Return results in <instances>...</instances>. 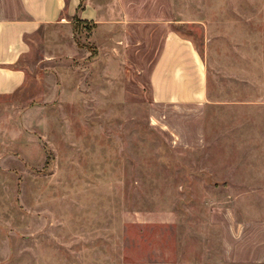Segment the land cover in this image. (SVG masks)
<instances>
[{"label":"rangeland","instance_id":"1","mask_svg":"<svg viewBox=\"0 0 264 264\" xmlns=\"http://www.w3.org/2000/svg\"><path fill=\"white\" fill-rule=\"evenodd\" d=\"M7 1L0 18L23 16ZM90 2L95 19L24 34L25 80L0 94V264H259L233 259L264 239V0L152 1L207 68L204 145L155 119L160 26Z\"/></svg>","mask_w":264,"mask_h":264},{"label":"crops","instance_id":"2","mask_svg":"<svg viewBox=\"0 0 264 264\" xmlns=\"http://www.w3.org/2000/svg\"><path fill=\"white\" fill-rule=\"evenodd\" d=\"M2 1L4 6L8 2ZM17 1L23 16L0 18V94L12 92L25 80L24 69L15 66L21 55L28 50L24 34L33 32L43 24L60 22L69 16L76 15L79 19L90 20L95 19L97 15V10L90 0ZM81 1L82 7L78 9ZM152 1L131 0L130 2L141 10L147 8L145 14L140 12V15L131 17L126 12L128 1L115 0V8H122L124 12V17L120 16L121 20L116 21L115 25L122 24L120 26L123 29L125 24L135 25V29L136 26L138 29V32L134 31L135 34L144 30L147 25L151 26L147 27L148 31H152L155 25L160 26L161 34L154 37L160 39V42L153 53L148 72L150 104L158 112L155 119L162 129L170 132L172 141L178 140L186 145L192 144L188 141H194L198 145H204L210 102L207 68L193 40L171 27V24L178 20L170 16L166 8L163 11L162 6ZM167 6L171 9V5L167 3ZM109 24L111 23H106L103 27L110 30ZM164 26H167L165 31L162 30ZM233 261L264 264V239L260 242L258 258L243 256L236 257Z\"/></svg>","mask_w":264,"mask_h":264},{"label":"trees","instance_id":"3","mask_svg":"<svg viewBox=\"0 0 264 264\" xmlns=\"http://www.w3.org/2000/svg\"><path fill=\"white\" fill-rule=\"evenodd\" d=\"M81 7H82V1H81V3L79 4L78 9H80ZM74 17H77V16L75 15Z\"/></svg>","mask_w":264,"mask_h":264}]
</instances>
